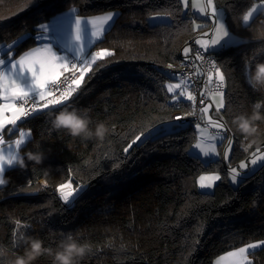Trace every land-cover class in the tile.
<instances>
[{
    "label": "trees",
    "instance_id": "obj_1",
    "mask_svg": "<svg viewBox=\"0 0 264 264\" xmlns=\"http://www.w3.org/2000/svg\"><path fill=\"white\" fill-rule=\"evenodd\" d=\"M215 1L241 42L211 52L226 76L224 117L233 149L227 161L204 162L190 151L197 137L193 121L123 151L145 128H162L173 113L191 111L190 101L173 104L167 83L175 79L154 67L193 54L186 56L183 49L193 41L197 18L180 0H0V49L14 43L16 53L32 44L33 36L25 34L68 9L76 8L81 17L118 14L92 47L113 55L96 61L98 70L85 74L68 105L48 110L87 111L90 128L104 123L108 129L103 140L53 129L47 112L19 123L31 133L19 152L27 166L9 169L0 187V264H14L27 247L19 235L13 237L16 221L24 226V237L53 251L69 234L89 245L79 264H214L235 248L264 240V166L236 187L227 175L241 161L248 164L256 149L264 151V120L255 122L251 137L232 123L254 111L264 116V89L250 86L245 71L246 65L253 71L264 63V9L245 25L243 15L260 0ZM158 14L161 18L152 19ZM228 143L225 138L221 145ZM28 152L46 158L37 165L27 160ZM216 170L222 177L213 191H198L197 176ZM68 182L83 190L66 204L56 189ZM249 258L264 264V246ZM32 264H53V258L42 254Z\"/></svg>",
    "mask_w": 264,
    "mask_h": 264
},
{
    "label": "snow or ice",
    "instance_id": "obj_2",
    "mask_svg": "<svg viewBox=\"0 0 264 264\" xmlns=\"http://www.w3.org/2000/svg\"><path fill=\"white\" fill-rule=\"evenodd\" d=\"M180 2L187 6L188 0H180ZM197 4L200 5V14L211 19L214 24V32L211 39L196 40V44L203 49V51L197 50L196 59L204 60L205 57L209 56V50L219 45L229 35V30L222 22L223 13L218 11L214 0H193V6L195 7ZM261 7H264V0H262L261 4L254 5L250 11L245 13L242 22L245 25L249 24L254 13ZM208 8H211L210 14L207 11ZM70 12L75 14L77 10L73 8ZM116 15L118 14L108 12L103 16H95L89 20H83L77 15L74 21V33H69L66 36L62 34L59 38H54L51 35L50 24L42 23L38 26L37 34L34 37L35 41H37V46L23 52L18 59L14 58L12 51L6 53L7 58L0 56V145L5 143L3 133L15 130L18 122L36 117L42 113L47 112L50 114L48 112L49 109L68 105L70 99L80 91L82 82L85 81V74H94L98 70L93 68L96 61L113 55L111 51L101 49L92 53L91 59H89L87 49L101 39L103 33L107 30L105 25H108ZM168 15H171V13L169 12ZM159 18H161L159 14L152 17V19ZM88 24H91V29L87 27ZM8 47L11 49L12 45ZM2 51L0 49V52ZM189 51L188 47L183 49L185 54L189 53ZM211 66L215 69V78L219 83L217 90L209 93L211 103L206 104L204 98L199 101L201 105H204L198 109L202 114L200 120H206V124L201 126V123H197L198 142L194 145V148L208 159H213L219 155L217 144L225 138L224 133L230 131L224 117V111L227 108L226 94L223 91L226 85V76L221 67L217 66L215 62H211ZM168 67L172 68V65L169 64ZM245 71L248 80H250L252 70L249 65H246ZM69 72L73 73L74 77L75 73L79 72V76L71 79L70 85L65 88L63 85L68 82V77L65 76V73ZM62 77L64 78L63 81ZM88 78L90 79L91 76ZM212 80L213 76L209 74L208 81L211 82ZM184 84L185 81L181 80L179 83H169L167 85V93L171 94L173 104H183L185 99L184 90L177 91V89H183ZM186 100L192 102V111L187 113V115L195 116L197 113L196 96L189 92ZM212 104H215V111L209 115ZM256 107L259 108L260 105H256ZM183 120L184 117L177 116L173 118L172 122L164 124L162 128L155 126L145 128L123 149L124 153L127 154L129 149L137 142L144 143L162 132L166 135L171 134L180 127L177 122H183ZM211 129H215V131H211ZM30 135V132L21 131L19 139L14 142V148L12 146H9L6 150L0 148V187L7 183L5 173L9 169L17 167L15 157L19 155L22 147L29 141ZM231 145L232 140L229 139V150ZM256 152L260 154L255 155L250 164L253 166L261 164L264 166V152H261L259 148L256 149ZM224 159L226 161L229 159V151H225ZM246 167L247 165L243 162L239 165V169H245ZM231 172L233 173L232 181L236 183L237 177L241 173L236 168H232ZM220 179L221 176L218 174L201 176L200 187L202 189H211L215 182ZM45 187H47L46 183ZM56 190L60 193L61 199L66 204H69L82 192L83 185L73 188L71 182L61 183ZM16 228L17 230L13 232V237L15 238L19 235V239L23 240L25 231L20 221H16ZM67 238L72 239L71 234ZM261 245H264V240L235 248L234 251H229L225 256L219 257L217 264H220V262H224V264H252L249 257ZM85 246L90 249L89 245ZM15 247H18V244L14 239L13 248ZM3 255L4 252L0 249V256Z\"/></svg>",
    "mask_w": 264,
    "mask_h": 264
},
{
    "label": "clouds",
    "instance_id": "obj_3",
    "mask_svg": "<svg viewBox=\"0 0 264 264\" xmlns=\"http://www.w3.org/2000/svg\"><path fill=\"white\" fill-rule=\"evenodd\" d=\"M250 86L256 90L264 89V63H257L251 73ZM51 118V126L56 130H65L72 137L97 138L103 140L108 129L104 123H97L95 128H90L91 118L87 111L82 114L76 109H65L58 113L49 114ZM264 120L259 112H253L250 116L244 114L233 118L232 123L236 126V130L246 137H251L257 132L255 126L256 121ZM28 161L34 164H42L46 158L42 152H28L26 156ZM15 164L20 169L26 168L25 157L17 155ZM26 245L24 254L15 258L14 264H32L42 254L52 256L53 264H79V261L86 255L88 249L85 245L78 244L76 240L68 239L61 241L58 249H52L42 246V241L31 237H24L21 241Z\"/></svg>",
    "mask_w": 264,
    "mask_h": 264
},
{
    "label": "built area",
    "instance_id": "obj_4",
    "mask_svg": "<svg viewBox=\"0 0 264 264\" xmlns=\"http://www.w3.org/2000/svg\"><path fill=\"white\" fill-rule=\"evenodd\" d=\"M36 34L37 31L30 34H25V37L28 38L31 35L34 37ZM192 49L193 54L191 56L185 57L177 64H171L172 68H169L168 65H154V67L155 69L161 71L163 74L168 75L175 80H184L185 84L183 86L185 91L187 93L192 92L196 96L197 113L195 116H189L177 111L172 114L171 120L173 121V118L181 116L184 117V120L183 122H178L179 124L183 125L193 121L195 124L199 122L201 123V126H205L206 122L200 120L201 113L198 111L199 107H203L204 105H201L199 101L201 98H204L205 102H207L208 98L210 97L209 93L217 90L219 82L215 78V69L211 66V62H215L218 66L217 57L215 56V54L209 51V56L205 57L204 60H197V50L203 51V49L196 45H192ZM209 74L213 76V80L211 82L208 81ZM65 76L68 77V82L65 83L63 87L67 88L71 83V79L79 76V72L75 73V77L71 72L65 73ZM63 79L64 78L62 77V81ZM223 91H225V88L223 89ZM57 95H59V93H57ZM190 104L192 111L191 101ZM211 131H215V129H211ZM224 135L227 140L230 139L229 132L224 133Z\"/></svg>",
    "mask_w": 264,
    "mask_h": 264
},
{
    "label": "crops",
    "instance_id": "obj_5",
    "mask_svg": "<svg viewBox=\"0 0 264 264\" xmlns=\"http://www.w3.org/2000/svg\"><path fill=\"white\" fill-rule=\"evenodd\" d=\"M181 4H182L183 9L189 8L190 11L193 13V15L197 18L195 20V22H194L195 32H194V35H193V41L192 42H194V45H196L198 47H201L200 45L196 44V40L197 39H211V37L213 35V32H214V24H213L211 19H209L206 16H202L200 14V12H199L200 5L199 4H197L195 7L193 6V0H188L187 6H185L184 3H181ZM214 4L216 5L218 11L223 13L222 22L225 24L226 28L228 29L227 24H226L224 10L221 9L222 7L220 8V6L216 3L215 0H214ZM71 9H73V8H71ZM71 9H68V10H66L64 12H61L59 14L54 15L46 23V24H50V26H51V35L54 38H59L62 34L66 36L69 33H74V21H75L76 16L78 15V13L76 12L75 14H72L70 12ZM207 11L210 14L211 13V8H208ZM107 13H104V14L99 15V16H103V15H105ZM79 17L82 18L83 20H89V19L92 18V17H81V16H79ZM112 21L109 22L108 25H105V28H107L112 23ZM87 27L89 29H91L92 26H91V24H88ZM73 39H74V35H73ZM234 40H235L234 35L229 32V35L227 37H225L220 42L219 45L214 46V48L210 49L209 51L210 52H212L213 50L216 51V50L220 49L221 47L227 46L228 44H230ZM31 43H32L31 46H29L28 48H26L25 50H23V51H21L19 53H16L15 49L13 48L14 43H10V44L5 46V48L3 50V53L0 54V56H3L4 58H7L6 57V53L8 51H12L14 58L18 59L19 56L23 54V52H25V51L37 46V41L32 39ZM9 45H12L11 49H9V47H8ZM19 123L20 122H18L17 128L15 130H13L12 132L5 131L3 133V137H4L5 143L3 145H0V148H3L5 150L9 146H12L14 148L15 147L14 142H15V140L19 139V133L21 131H23L25 133L29 132L27 129H24L23 127H20ZM9 127H11V126H9ZM193 151H194V149H193ZM194 153L196 155H198L202 160H205V161L209 160L208 158H205L202 154H200L199 150H197V149L194 151ZM262 246H264V245H261V247ZM225 255H226V253L221 255L220 257L225 256ZM218 260H219V257L216 259L215 264H217ZM220 264H224V262H220Z\"/></svg>",
    "mask_w": 264,
    "mask_h": 264
},
{
    "label": "rangeland",
    "instance_id": "obj_6",
    "mask_svg": "<svg viewBox=\"0 0 264 264\" xmlns=\"http://www.w3.org/2000/svg\"><path fill=\"white\" fill-rule=\"evenodd\" d=\"M261 3H262V0L255 2L254 5H259V4H261ZM254 5H253V6H254ZM220 8H221V7H220ZM252 8H253V7H252ZM252 8H251V9H252ZM221 9L224 10L223 8H221ZM251 9H250V10H251ZM263 9H264V7H261L259 10H263ZM186 10H187V9L185 8L184 11H186ZM250 10H249V11H250ZM259 10H258V11H259ZM258 11H257V12H258ZM224 12H225V11H224ZM257 12H256V13H257ZM256 13H254V15H255ZM44 24H46V23H44ZM235 35H236V34H235ZM235 35H234V36H235ZM236 38H237V39H235L233 42H231V45H233V44H237V43L241 42V38H240L238 35H236ZM32 39L35 40L34 37H33ZM93 45H94V44H93ZM93 45L90 46V47L87 49V55H88V58H89V59H91V54H92V53L97 52L96 50H94V49L92 48ZM192 45H194V42L189 43V44L186 45V47H188V48L190 49V51H189V53H187V54L184 53V55H186V56L191 55V52L193 51V49H192ZM229 45H230V44H229ZM4 48H5V46L2 47L1 49L4 50ZM213 51H214V50H213ZM179 82H180V81H178V80H169L168 83H167V85H168L169 83H179ZM180 90H184V89H177V91H180ZM170 95H171V94H170ZM184 95H185V99H184V100H186V96L188 95V93L184 92ZM208 103H211V96H210V98H209ZM214 111H215V104H212V107H211L210 110H209V115H211ZM180 126L184 127V126H186V125H180ZM193 127H194V129H195V131H196V134H197L196 140H195V142H194V145H195V144L198 142L197 124H193ZM224 137H225V135H224ZM224 140H225V138H224ZM222 142H223V141H222ZM226 142H227V141H226ZM194 145H193L192 148H193L194 151H195L196 149L194 148ZM193 149L190 150L192 153H194ZM232 149H233V143H232V145H231V149H230V150H229V143H228L227 145H223V144L221 145V142L218 143V144H217V151H218L219 155L215 156L213 159H209V161H210V160H215V159H217L218 157H221V159H224V153H225V151H229V157H230V154H231ZM261 152H264V151H261ZM194 154H195V153H194ZM259 154H260V153H256L255 155H259ZM255 155H253V156L249 159L248 164H247L246 161H241V162L239 163V165H240L242 162L245 163V164L247 165V167H246L245 169H239V166H238V167H237V166H233V167H230V168L227 170V175H228V177L230 178V182H231V184H232L234 187L237 186V184L239 183V181H240L243 177L247 176L248 174L252 173L255 169H257V168H259V167L262 166L261 164H258V165H256V166H253V165L250 164V161H251L252 159L255 158ZM203 161H204V160H203ZM204 162H208V160H206V161H204ZM232 168H236V169L241 173V175H239V176L237 177V182H236V183H233V181H232V175H233V173L231 172V169H232ZM217 174L220 175V176L222 177V174H221V172H220L219 170H216V171H208V172L200 173V174L197 176V178H196V188H197V190L200 191V192H203V193H211V192L213 191V188H214L215 184H216L218 181L215 182L213 188H211V189H202V188L200 187V183H201V181H200V177H201V176L217 175ZM255 243H256V242H255ZM259 248H261V246H260ZM259 248H258V249H259ZM234 250H235V249H234ZM234 250H232V251H234ZM256 250H257V249H256ZM215 262H216V259H215V261H214V264H215Z\"/></svg>",
    "mask_w": 264,
    "mask_h": 264
}]
</instances>
